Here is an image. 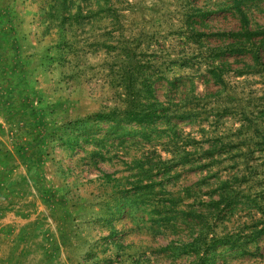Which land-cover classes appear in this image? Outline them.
Wrapping results in <instances>:
<instances>
[{"label": "rangeland", "instance_id": "rangeland-1", "mask_svg": "<svg viewBox=\"0 0 264 264\" xmlns=\"http://www.w3.org/2000/svg\"><path fill=\"white\" fill-rule=\"evenodd\" d=\"M0 264H264V0H0Z\"/></svg>", "mask_w": 264, "mask_h": 264}]
</instances>
